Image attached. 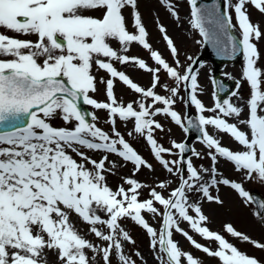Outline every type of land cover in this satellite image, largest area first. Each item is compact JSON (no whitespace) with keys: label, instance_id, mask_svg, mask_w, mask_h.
Masks as SVG:
<instances>
[{"label":"snow or ice","instance_id":"obj_1","mask_svg":"<svg viewBox=\"0 0 264 264\" xmlns=\"http://www.w3.org/2000/svg\"><path fill=\"white\" fill-rule=\"evenodd\" d=\"M161 2L168 5V0ZM188 3L191 27L199 30L204 42L228 58L242 51L245 61L242 76L250 86V98L246 102L247 118L239 119V125H245L248 132L226 119L239 118L243 112L241 107L224 99L217 100L214 108L206 109L197 97V75L191 65L181 71L183 66L178 59L170 65L152 50L146 28L136 11L137 0H0V29L36 37L33 41L0 32V264H42L46 251L56 254L58 264H91L85 250L96 252L97 246L79 234L70 220L71 214L90 225L95 237L107 242L106 247L99 249L104 264H111L113 251L121 264H135L122 251L121 239L130 240L119 223L124 218L146 229L152 237L153 248L159 245V251L167 258H162L161 264H181L182 257L187 264H198L192 255L183 253L173 242V228L195 248L217 257L221 264H258L255 258L242 254L223 236L201 226L207 218L199 206L189 203L191 192L222 203L219 197L209 193V188L217 184L231 187L252 202L253 198L241 183L218 179L215 167L198 170L191 161L181 159L179 163L186 164L187 171L186 177L180 176L179 186L172 189L167 198L153 188L149 192L151 198L141 200L139 190L144 187L141 183L127 178L124 181L127 188L120 186L113 190L103 174L108 157L102 156L97 161L82 151L115 154L131 162L137 171L141 167L151 168L116 130L117 120L132 121L134 133L146 138L155 159L168 173H179L177 161L163 159L162 154H172L171 149L158 145L154 132L163 131L162 124L155 119L158 115L170 117L188 130L184 118L173 110L183 84L197 112L213 113L198 116L202 141L209 149L213 165L218 157H223L232 162L237 171H242L246 179L264 183V71L256 66L259 54L252 42L262 38L264 33L250 21L245 7L250 3L264 13V0H223V11L219 5H198V0H188ZM127 7L133 9L132 32L123 15ZM168 10L173 16L177 15L170 5ZM229 10L234 12L239 26L238 41L229 31L233 27ZM159 30L172 57L176 58L178 51L174 42L163 26ZM112 41L118 43V49L112 46ZM133 43L149 51L155 67H150L143 59L122 54L127 53ZM113 62L125 65L132 62L151 73V85L147 89L138 86L117 70ZM94 67L108 74L106 80L101 79L106 102L90 96L97 91ZM161 72L175 83V86L163 85L165 95L156 91L161 87ZM117 79L141 99L127 104L118 102L114 93ZM231 96H238V90ZM81 101L106 111L107 122L112 125L111 135L97 126L94 113L80 110ZM57 117L65 125L75 122L74 127L53 126L51 121ZM188 126H192L191 121ZM207 126L229 134L243 150L233 151L221 146L220 141L209 134ZM172 148L179 149L181 154L186 151L183 143L173 142ZM69 151L83 162L74 159ZM193 155L199 157L200 153L193 150ZM88 164L92 165V170L86 167ZM203 174L210 175V183L204 182ZM158 187L167 189L168 184L161 182ZM157 204L161 208L156 207ZM259 207L264 209V202ZM190 210L196 218L189 214ZM144 212L162 216L159 234L145 221ZM177 217L188 222L205 239L217 242V250L195 242L178 226ZM97 225L106 226L107 234ZM225 231L243 241L250 240L231 225H226ZM254 244L264 248V245Z\"/></svg>","mask_w":264,"mask_h":264},{"label":"rangeland","instance_id":"obj_2","mask_svg":"<svg viewBox=\"0 0 264 264\" xmlns=\"http://www.w3.org/2000/svg\"><path fill=\"white\" fill-rule=\"evenodd\" d=\"M168 5H170L177 13L176 16H173L168 10ZM168 5L162 3L161 0H137L136 11L139 12L142 23L146 28L148 33L147 41L152 50L157 51L170 65H174L175 59H178L180 64L183 66L180 70L183 71L190 65L192 59L197 55L198 51L201 50L202 39L199 36L197 29L191 27V8L188 0H168ZM245 7L250 21L254 25L259 26L260 31L264 33V13L259 12L250 3L246 4ZM132 11L133 9L131 7H127L123 10V15L126 18L128 30L130 32L134 31L133 18L131 15ZM229 15L231 16V23L233 25L232 28L237 33L236 36L240 38L241 33L235 19V14L233 11L229 10ZM160 26H163L166 29L167 36L174 42L178 51V56L176 58L172 57L167 46V42L164 40L163 34L159 30ZM0 32L20 39H29L33 41L36 39L35 36H23L8 32L4 29H0ZM252 42L256 45L259 54L256 66L264 71V36H262L259 40L254 39ZM111 44L114 48H119L117 42L112 41ZM122 54H126L129 57L143 59L150 67L156 66L155 62L150 57L149 51L136 43H133L130 46V50L127 53ZM113 63L117 70L128 75L134 83L138 84V86L147 89L151 85V73L139 69L138 66L134 65V63L129 62L126 65L120 64L119 62ZM244 64V58L241 60L240 64L224 63L221 66V71L224 76L231 77L236 80V86L233 91L238 90V96L233 97L230 94L225 99H230L232 103L243 109L239 118L230 117L226 119L229 123L238 124L240 130L248 132L245 125H239V119L247 118L246 102L250 98V86L242 76ZM211 67L212 64L209 60H203L198 69L195 71L198 82L196 94L206 109L215 107V92L211 79ZM93 75L97 78V91L95 93H90V96L97 99L99 102H106L105 85L101 83V79L103 78L106 80L108 78V74L105 71L94 67ZM160 76L161 87L157 88L156 91L158 94L165 95L166 93L163 89V85L170 84L175 86V83L166 77L163 72H161ZM237 83H239L238 89ZM262 88H264V85H262ZM114 93L118 102L124 104L141 99L139 94L134 93L118 79L114 84ZM185 104V90L182 84L180 88V95L176 97V103L173 106V110L181 115L182 118L185 116ZM88 107L90 112L97 116V120L95 121L97 126L111 135L112 125L107 122L106 111L94 109L89 105ZM201 114L205 116L213 115V113L208 111ZM155 119L162 124L163 131L156 130L154 132V138L156 139L158 145L171 149L172 153H163V159L168 161H177L178 163L176 167L181 170V164L179 163L180 160L178 158L179 151L178 149L172 148V144L173 142L179 143L185 138V130L172 121L170 117L158 115ZM51 123L55 127H74L75 125V122L65 125L63 120L59 117L52 120ZM115 127L116 130L124 137L125 141L142 157V159H144L147 164L151 165V168L141 167L137 171L131 162L123 161L122 158L115 154L95 152L87 149H82V151H84L91 159L97 161L102 156L106 155L108 157L103 174L106 177V183L113 190H116L120 186L127 188L128 185H126L124 181L125 179L130 178L135 179L144 186L139 190L141 200L150 199L151 197L149 196V192L153 188L167 198L171 190L179 186L180 176L184 175L186 177V168L175 175L168 173L160 162L155 159L152 147L148 144L146 138L134 133L132 121L121 122L117 120ZM207 131L210 135L220 141L221 146L227 147L233 151L243 150L242 146H240L229 134L219 132L212 126H207ZM129 133H132V135H129ZM193 150L200 153V156L197 157L193 155ZM208 152L209 149L202 140H192L189 152V161H191L193 166L198 170H210L212 167H215L218 179H229L232 182L241 183L242 187L246 191H249L250 189H257L264 197V183H261L256 179H246L242 171H237L234 164L227 161L223 157H218L216 164L213 165ZM69 154L72 155L78 162H83L80 157L75 155V153L69 151ZM86 167L89 170H92L91 164L86 165ZM203 175L204 182L210 183V175ZM161 182L168 184V188H159L158 185ZM209 193L213 197H219V200L222 201V203H217L215 200L209 201L202 195V193L191 192L188 194L189 203L199 206L202 214L207 218L201 226L207 227L214 233L220 234L229 243L234 245L242 254H246L250 258H255L258 261V264H264V248L256 247L254 244L255 242L264 245V213L262 215L257 214L252 202H249L239 196L235 190L227 185L217 184L216 186L210 187ZM156 207L161 208L158 204ZM189 214L196 218L195 213L191 212V210L189 211ZM101 215L103 216L102 213ZM142 215L149 226H151L159 234L163 226L162 216L154 215L150 212H144ZM70 220L81 236L97 246L96 252L89 249L85 250L91 264H104L102 253L99 249L106 247L107 242L95 237V235L90 231V225L80 220L75 214H71ZM177 220L178 226L183 230V232L188 233V235H190L195 242L204 247H208L213 251L217 250V242L205 239L196 233L188 222L183 221L178 217ZM119 223L122 229L126 231L130 237L129 241L121 239L123 254L135 261V264H161L162 258L165 260L167 259L164 254L159 251V245L153 248L152 237L148 235L146 229L136 224L130 218L121 219ZM226 225H231L236 232L248 236L250 240L243 241L238 237L231 236L225 231ZM97 227L107 234L106 226L97 225ZM158 238L159 236H157V239ZM171 239L177 244L178 248L183 253L192 255L198 261V264H221V261L217 257L210 256L202 250L195 248L181 232L175 231V228L172 229ZM110 260L111 264H121L114 251ZM45 262L46 264H58L56 254L52 251H46L43 255L42 264H45ZM181 264H187L183 257L181 258Z\"/></svg>","mask_w":264,"mask_h":264},{"label":"water","instance_id":"obj_3","mask_svg":"<svg viewBox=\"0 0 264 264\" xmlns=\"http://www.w3.org/2000/svg\"><path fill=\"white\" fill-rule=\"evenodd\" d=\"M198 5H201L204 7H212L213 5H219L221 6V11H223V0H198ZM229 31L233 35V37L236 38L238 41V38L234 35L232 28ZM205 58H208L212 62V65H213L212 66V79H213L215 91L217 93V98L215 99V103L217 102V100L222 102L224 98L233 91L236 81L235 79L225 78L222 75L220 71L221 65L224 62L239 63L242 58V51H237L236 53L231 55V58H228L227 55L218 53L216 48L213 45L206 43L203 40V44H202V48L200 52L198 53V55L195 57V59L191 63V67L193 71L197 69L200 62ZM188 97L189 96L187 95V98ZM79 107L82 112L89 113L87 105L83 104L82 101L79 103ZM88 119H90V117ZM184 120H185V126L188 128V130L186 131L185 139L181 141L180 143H183L186 145V151L183 154L181 153L179 154V159L180 160L183 159L185 162H187L189 160L188 153L191 149L190 141L192 139H201L202 134L199 131V121H198L197 113L187 112V115L184 117ZM189 121H191L192 123V126L190 127L188 126ZM185 167H186V164L181 165L182 170ZM250 195L253 198L256 206L259 209H261L259 205L263 201L260 195L255 191H251Z\"/></svg>","mask_w":264,"mask_h":264},{"label":"bare ground","instance_id":"obj_4","mask_svg":"<svg viewBox=\"0 0 264 264\" xmlns=\"http://www.w3.org/2000/svg\"><path fill=\"white\" fill-rule=\"evenodd\" d=\"M232 31H233V33L235 34V36H236V32H235V30L232 28ZM191 108H193V106H191Z\"/></svg>","mask_w":264,"mask_h":264}]
</instances>
